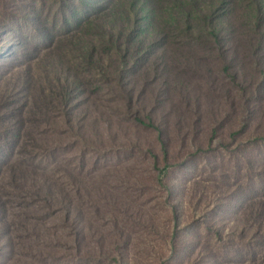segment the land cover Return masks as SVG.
<instances>
[{
  "label": "rangeland",
  "instance_id": "obj_1",
  "mask_svg": "<svg viewBox=\"0 0 264 264\" xmlns=\"http://www.w3.org/2000/svg\"><path fill=\"white\" fill-rule=\"evenodd\" d=\"M3 129L0 264H264V0H0Z\"/></svg>",
  "mask_w": 264,
  "mask_h": 264
},
{
  "label": "trees",
  "instance_id": "obj_2",
  "mask_svg": "<svg viewBox=\"0 0 264 264\" xmlns=\"http://www.w3.org/2000/svg\"><path fill=\"white\" fill-rule=\"evenodd\" d=\"M36 107H37L36 103H33V105L28 108V112H27L28 117L35 116ZM136 121L141 124L153 127L152 124L150 123L146 124L140 118H136ZM27 122L28 121H25V123ZM25 132L29 137H31L32 132L30 130H27ZM7 133L8 131L6 129L0 131L1 135H7ZM15 144L17 145V143ZM2 147L3 146L0 145V150ZM7 147L9 154L8 157L10 156L11 158V156L14 155V151L17 148V146H13V144H11V145H7ZM16 154L21 156L20 160L18 161L21 167L9 165L7 161V157H3L2 159H0V173L2 172L1 170L2 166H7L11 172L7 179L0 177V179L3 182L0 184L1 216H4L8 212V210L11 209V207L20 208V206H28L30 203L36 200L35 198H38L37 194L32 191L35 187L34 188L28 187L21 182V181L26 182L28 180L35 182L34 174H36V172L33 169L34 167L30 165L27 159H25L27 157L24 155V154L29 156L30 154L33 155V150L28 145L21 143L20 146L18 145V151ZM7 180H9V182H7ZM29 218H30L29 220L36 221V217H29ZM8 224H6L7 227H9ZM21 228H24V225H22Z\"/></svg>",
  "mask_w": 264,
  "mask_h": 264
}]
</instances>
